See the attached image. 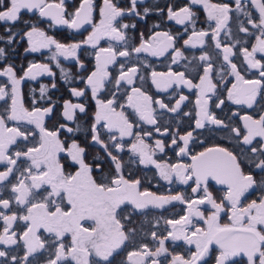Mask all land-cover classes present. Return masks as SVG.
<instances>
[{"label": "snow or ice", "instance_id": "6c2138e0", "mask_svg": "<svg viewBox=\"0 0 264 264\" xmlns=\"http://www.w3.org/2000/svg\"><path fill=\"white\" fill-rule=\"evenodd\" d=\"M71 2L67 0V4ZM139 2L129 0V7L125 8L119 6L120 0H101L99 5L96 0H80L78 7L69 11L66 0H0V22L6 24L14 26L21 21L22 13L37 12L40 18H49L54 25L67 26L76 31L85 29L86 25L91 26L92 30L84 40L72 43H61L48 35L37 26L38 21H23L30 25V30L22 35L13 32L12 28H5L9 44L19 36L20 39L27 38L29 48L25 49L26 52L51 50L50 59L60 68L66 81L70 73L60 67L59 58H73L81 69H85L78 52L89 45L98 49L94 70L81 77L86 80L85 87L90 89L96 101V111L87 129L90 135V141L85 140L87 147L77 138V133L81 132L77 113L87 115L84 104L64 101L60 117L65 123L57 122L51 128L46 120L53 118L55 105L38 107L33 98L31 110L24 106L21 84L25 79L35 80L45 74L54 76L48 64L30 62L21 76H17L11 64L0 69V77L7 78L6 82L0 83V101L6 104L10 101V105L0 111V164L5 165V170L0 171V195L5 191L11 193L10 199L0 198V222L3 224L0 245L6 249L7 246L22 244L25 249L22 257L9 256L7 250L0 249V258H8L12 264H33L29 258L46 248L40 236L43 229L52 235L47 245L52 251L46 264H113L121 250H126V257L120 264H162V260L163 264H207L206 258L214 253L215 264H237L234 258L240 256L246 257L247 264H264V194L245 203L250 190L259 187L264 193V178L257 180L242 166L251 164L264 173V112L258 117L240 116L241 127L226 124L210 110L212 96L217 93L214 73L220 80L225 75L234 77L235 82L227 89V99L237 105L252 108L257 96L264 90V0H234V8L228 3L189 0L186 6L167 8L168 20L185 25L186 31L191 26V35L183 41L184 46L204 48L206 41L211 39L221 59L214 61L207 51L193 58L204 65L198 83L188 79L184 71H173L171 66L167 72L152 70V83L157 89L165 91L174 85L197 89L195 128L203 129L210 124L220 130L227 129L242 145L248 146L247 151L252 157L250 159L244 152L237 155L229 148L217 145L191 154L190 163L172 164L155 158L157 152H164V141L156 140L154 145L149 144L147 141L153 133L136 130L137 126L129 120L124 109H133L140 121L156 126L154 131L159 133L161 128L157 126L153 105L176 113L188 98L180 95L174 107L154 100L142 89L145 77L139 74L141 66L125 68L124 64H120L119 74L115 77L109 71L119 57L130 58L133 53H149L153 57L170 54L171 64L187 59L177 47L179 37L168 31L152 32L147 38L140 33L139 45L131 43L134 37L129 33L136 28V24L125 23V18H146L154 10L145 7L141 12L137 7ZM193 5H203L208 21L214 22V26L209 24L210 32L197 30ZM252 9L258 13L257 17H254ZM155 10L163 11L158 7ZM233 12L239 14L236 33L229 26ZM241 15L245 19L241 20ZM97 16L98 22L94 19ZM239 33L254 36L255 43L245 46L247 41L239 39ZM4 38L0 37V40ZM102 40H108L109 46L100 47ZM121 48L123 50H119ZM5 55V49L0 47V57ZM241 57L242 68L233 62ZM187 67L185 64L186 70ZM251 70H258L260 78L246 79L241 74ZM137 79L141 81V86H136ZM109 84L116 91L111 98L99 99V94ZM51 87L55 88V83ZM122 88V96L117 95ZM47 91V85L41 86L42 99ZM70 91L77 98L86 95L85 89L72 88ZM223 104L224 100H219L215 106L220 108ZM8 122L15 124L10 127ZM68 122L74 126H69ZM101 129L107 131V140L101 138ZM62 133L71 135L62 138ZM164 133H168L167 128H164ZM125 138L131 139L126 141ZM192 139V131L184 135L177 132L172 136L171 144L179 149V156H188ZM18 140L30 142L32 146L13 150L14 146L19 148ZM254 142L257 144L254 145ZM96 146L101 152L92 156L89 163L88 148ZM126 152L130 160L135 157L140 165L155 166L159 175L168 182L175 178L188 185L192 181V195L186 198L183 193L166 196L142 190L139 178L126 177V162L122 159ZM62 157L68 166L75 168L74 171H66ZM210 180L225 186L219 200L209 190ZM173 202L183 203L185 214L178 219L164 220L167 226L165 234L158 235L156 231L144 234L155 241V248L148 243L137 244V229L127 227L133 222L132 213L146 215L151 209H164ZM13 205L17 207L14 209ZM127 206H131L132 212H126ZM21 207L23 214L18 215ZM222 217L227 222H222ZM161 219H155V224L159 225ZM17 221L23 222L19 233L16 230ZM200 223L203 227L199 226ZM69 237L70 243L66 245L64 240ZM168 241H183L194 246L195 250L190 251L187 257L173 254L166 246ZM129 247L131 250H127ZM5 264L8 262L5 261Z\"/></svg>", "mask_w": 264, "mask_h": 264}, {"label": "flooded vegetation", "instance_id": "af4514ba", "mask_svg": "<svg viewBox=\"0 0 264 264\" xmlns=\"http://www.w3.org/2000/svg\"><path fill=\"white\" fill-rule=\"evenodd\" d=\"M58 2V0H56ZM80 0H72L70 4H67L69 11H73L75 7H78ZM211 3H228L231 7H235L234 0H210ZM97 5L101 3V0H96ZM189 4V0H140L137 4L138 9L143 10V8L148 7L154 9L146 18L141 17H127L125 18V23H134L136 24V28L130 30V35L134 37L131 41L132 44L135 46L139 45L140 42V33H143L145 38H147L150 33L152 32H163L168 31L173 36H178L179 39L177 41V47L181 48L184 56L187 58L186 60H180L177 64H171L170 54H166L163 57H153L149 53H140L135 54L133 53L130 58L126 57H119L117 62L110 66L109 71L115 77L119 74V65L124 64L125 68L130 66H141L140 68V75L145 77V80L142 83V89L145 90L149 95L153 97L154 100H161L163 103L167 104L169 107H174L176 101L179 99L180 95L186 96L188 99L183 102L181 105L180 110L176 113L168 112L165 109H160L158 105H153L156 108V119L158 125L161 128V132L157 133L154 131L156 126L148 125L146 122L140 121L139 116L135 113V111L131 108L125 107L124 111L126 115H128L129 120L136 125V130L143 131H150L153 135L158 136L160 140L164 141L165 149L164 152H159L160 156L156 159L158 161L167 162V163H190V155L195 154L196 152L202 150L205 147L218 145L222 147H227L229 150L234 151L237 155H240L241 152H244L245 155L249 156L251 159V154L248 153L247 149L248 146L242 145L235 137L234 134H231L227 129L220 130L217 126L206 124L203 129H196L195 128V114L197 111L195 101L198 96L197 89H189L186 86H173L172 88L167 89L166 91L163 89H157L155 85L152 83L150 79V73L152 70L157 72H167L169 67L171 66L173 71H184L185 76L188 79H191L193 83L199 82V76L203 75V62L198 61V59H193L194 57L198 58L203 52L207 51L209 55L213 58L214 61L219 62L221 57L219 56V50L214 48L213 41L208 39L206 41V45L204 48L199 46L191 47V46H184L183 41L188 39L191 35V26L187 27V31L185 30V25H180L176 23L174 20L170 21L167 18V8L172 6L174 9L176 7H183ZM121 7H129V0H120ZM159 8L163 11H156V8ZM193 11L196 13V28L197 30H208L210 32L209 24L212 23L214 26V22H210L207 19V12L203 8V5H193ZM254 17L258 16V13L252 9ZM237 13L233 12L231 14L232 19L230 21L229 26L233 29V33H236V18ZM96 22H98V16L94 18ZM240 19H245L242 15ZM23 21L29 22H37V26L42 28L48 35L55 37L61 43H72V42H79L84 40L87 35L91 32V26L86 25L85 29H81L79 31L73 30L68 28L67 26L63 25H54L49 18H40L37 12L22 13L21 21L19 22L22 26L19 27L16 33H20L21 35L23 32L30 30V25L23 23ZM51 25V26H50ZM158 25V27H157ZM251 31H255L251 29V26H248ZM223 37V34H222ZM238 38L241 40L247 41L245 46H250L251 44L255 43L254 36H249L243 33L238 34ZM222 42L223 39H222ZM108 40H102L100 42V47H108L109 46ZM6 50L7 52L4 58L0 61L4 64V67L7 64H11L18 76L23 74V71L27 69L29 63H38V64H48L55 74L54 76H49L47 74L38 76L35 80L33 79H25L21 84V91L23 94L24 104L28 108H32L33 106V98H35L36 106L38 107H48L55 105L53 118L46 121L48 127L51 128L53 124L57 122L65 123V121L60 117V112L62 111V105L64 101H71L72 103H82L87 108V115L77 113V123L86 126L89 124V127L92 123V116L94 114V108L96 106V101L91 95L90 89H86V80L81 79V77H86L92 70L95 68V52L98 49L93 47L84 46L79 52V60L83 62L85 65V69H81L78 66V63L73 58L65 59L64 57H60V67L64 68L65 71L69 72V78L66 81L60 71V68L56 66L55 62L50 59L51 50L49 49H41L38 52H31L25 51V49L29 48V44L27 42V38L20 39L19 36L17 39L9 44L6 42ZM239 47V45H238ZM123 50V48L119 49ZM130 50V49H129ZM171 53V50H170ZM259 58V57H258ZM235 63L238 64V67H243L242 57L240 59H234ZM185 64L188 65L187 70L185 69ZM150 65V67H148ZM22 66V67H21ZM215 66V65H214ZM242 75H245L246 79H259L258 70H251L246 74L242 71ZM214 82H217V93L216 95L212 96L210 101V110L214 112L218 119H223L226 124H231L233 126H241L242 121L239 119L240 116L245 114L257 116L258 114L264 112V90L261 91L260 95L257 96L256 101L252 108H248L246 105H237L233 101L227 99V89L231 88L232 83L235 82L234 77L225 75L223 80H220V77L214 73L213 76ZM7 81V78L4 77L0 83H4ZM55 83L56 87L52 88L51 85ZM43 85L48 86V91L45 94V97L42 99L40 95V88ZM136 86H141V81L137 79ZM85 89L86 95L83 97H74L71 94L70 89ZM116 90L112 87L111 84L106 85L105 90L99 94V99H108L111 98V94ZM124 89L122 88L117 95L122 96ZM50 98V99H49ZM219 100H224V104L221 105L220 108H217L215 105L218 103ZM124 100L121 99V103ZM10 105V101L5 103V101H0V111H2L5 107ZM119 110V109H118ZM187 113L188 115H185ZM83 115V116H81ZM69 126H74L71 122H68ZM9 126H14L15 122H8ZM19 126V125H15ZM31 128L32 126H28ZM88 127V128H89ZM141 128V129H140ZM164 128L168 129V133H164ZM23 130V127H22ZM188 131H192L193 139L189 144V155L188 156H179L178 152L179 149L171 144V138L177 132L180 135L186 134ZM102 136L108 135L107 131L101 129ZM63 134V133H62ZM71 135V134H65ZM65 138V137H63ZM77 138L82 141V145L87 147L85 140H89L90 135L88 131L79 132L77 133ZM102 139L107 140V137H101ZM128 141V138H125ZM259 141V138H257ZM19 148L13 147V150H23L25 148L24 144H27L28 147L32 145L30 142L27 141H20L18 140ZM178 143L182 146V142L178 140ZM257 142H254V145ZM90 148V147H89ZM90 153L87 161L91 163V157L94 156L96 153H100L101 149L99 147L98 151L92 152L88 149ZM95 153V154H94ZM92 154V155H91ZM128 154L127 152L125 153ZM123 159V156H122ZM178 161V162H176ZM62 163L66 165V171L72 172L75 170L74 167L68 166L67 161L62 157ZM20 164V161L18 162ZM26 166V165H22ZM136 166L142 168L140 171H143L144 168L147 170H152L156 172L158 179L154 180V177H147V180H143L141 177H137L141 180V184L144 188L151 191L159 192L160 195H176L183 193L186 198L191 196L190 187L194 186L192 181H189L188 185H184L180 183L175 178L172 182H168L164 180L160 175L159 171L153 165H140L136 162ZM246 173L251 172L257 180L264 178V173H262L259 169H256L251 164H244L242 165ZM15 182L14 180L12 181ZM209 190L212 191L213 195L217 197L219 200L220 196H222L225 186L218 185L213 181H209ZM262 193L258 188L254 190H250L249 194L247 195V200L245 203L250 202L253 199H258ZM202 195V193H201ZM0 198L3 199H10L11 193L5 191ZM63 206V205H62ZM14 209L17 207L13 205ZM128 210L132 212L131 206H127ZM186 212V206L181 202H173L172 204L166 205L164 209L160 211V218L161 222L159 225L155 224L153 221V225L149 228H145L141 232H137L136 243H148L150 247L155 248L156 243L153 241L149 236H145V233H150L151 231H156L158 235L165 234V228L167 227L163 221L167 219H178L181 215H184ZM10 214V213H6ZM23 214L22 207L18 212V215ZM208 214L207 212L205 213ZM131 226H136L137 222L140 220V215L133 213L132 214ZM123 222V221H122ZM222 222H227L226 218L222 217ZM129 226V225H127ZM199 226L203 227V224L200 223ZM3 224L0 222V229H2ZM23 229V222L17 221L16 230L19 233ZM147 230V231H146ZM46 231L41 229L40 233ZM70 243V240H69ZM166 246L169 248V251L173 254H181L185 257L188 256L190 251H194V246H189L183 241H177L175 243L168 241ZM215 248V246H213ZM14 248H16L14 246ZM127 250H131L129 247ZM13 255L12 253L9 256ZM215 253L213 254V256ZM213 256H209L206 258L207 264H215V260ZM126 257V250H121L119 255H116L113 261V264H120V262L125 259ZM237 261V264H247L246 257L240 256L234 258ZM70 264H74V262H70ZM163 264V260H162Z\"/></svg>", "mask_w": 264, "mask_h": 264}, {"label": "trees", "instance_id": "16d2710c", "mask_svg": "<svg viewBox=\"0 0 264 264\" xmlns=\"http://www.w3.org/2000/svg\"><path fill=\"white\" fill-rule=\"evenodd\" d=\"M20 26H22V25L19 22H17L14 26L10 23L6 24L4 22H0V37H5L4 39L0 40V47H3L5 49V52H7V50H6L7 33L5 32V28H12L13 32H17ZM3 58L4 57H0V61ZM3 78L4 77H0V81H2ZM81 116H83V115H81ZM80 126H81V131L85 132V131H87L89 124H86V126H85L81 123ZM101 137L104 138L107 136L101 135ZM24 145L27 146V144H24ZM123 160L126 162L125 167H126V177L127 178L134 179L137 177H141L143 180H147V177H154V180L158 179L156 172H154L150 169L147 170V168L146 169L144 168L143 171H140L142 168H139L138 166H136V158L135 157H132V159L130 160L129 154H127V155L123 154ZM160 211H161V209H151V210H149V212L146 215H140V220L137 222L136 226H134V225L131 226V224H129V226H127V227L136 228L137 232H141V230L143 231L145 228H148V227L150 228L153 225V221H155V219L160 218V215H161ZM126 212H131L128 210V207L126 208ZM40 236H41V239L45 241L46 248L40 250V252L34 254L32 257L29 258L30 261L33 262V264H46V260L49 256L50 252L52 251V249L47 247L48 242L52 239V235L47 233V232L46 233L43 232V233H40ZM14 246L16 248H14ZM0 249H5V246L0 245ZM5 250H7L9 252V254L12 253L13 255H16L18 257H22L25 254V249L23 248L22 244L7 246V248ZM5 261H7L8 264H12V262L8 258H0V264H5Z\"/></svg>", "mask_w": 264, "mask_h": 264}, {"label": "rangeland", "instance_id": "374dc122", "mask_svg": "<svg viewBox=\"0 0 264 264\" xmlns=\"http://www.w3.org/2000/svg\"><path fill=\"white\" fill-rule=\"evenodd\" d=\"M4 64H6V63L0 62V69L4 68ZM17 76H18V75H17ZM122 100H123V99H122ZM24 106L27 107L25 104H24ZM27 108H28V107H27ZM29 110H31V108H29ZM93 111H94V112L96 111V106H95V108H94ZM46 121H47V120H46ZM59 123H60V122H59ZM140 129H141V128H140ZM138 130H139V129H138ZM63 137H65V134H62V138H63ZM130 139H131V138H128V141H130ZM156 140H160V139L158 138V136H156V135H152V137L149 138L147 142H148L149 144H151V145H154ZM89 141H90V138H89ZM81 143H82V141H81ZM88 149H90V151H91L92 154H93V152L99 150V146H96V147H90V148H88ZM92 154H91V155H92ZM156 156H157V157L160 156L159 152H157ZM155 158H156V157H155ZM18 162H19V161H18ZM161 162H162V161H161ZM176 162H178V161H176ZM3 170H5V165H4V164H0V171H3ZM158 171H159V170H158ZM130 179H131V178H130ZM141 187H142V190H145V189H146V188L143 187L142 184H141ZM146 190H147V189H146ZM148 191H151V190H148ZM151 192H154V193H156L157 195H160L159 192H156V191H151ZM69 240H70V237H69V238H65L64 243H65L66 245L69 244Z\"/></svg>", "mask_w": 264, "mask_h": 264}, {"label": "water", "instance_id": "95a60500", "mask_svg": "<svg viewBox=\"0 0 264 264\" xmlns=\"http://www.w3.org/2000/svg\"><path fill=\"white\" fill-rule=\"evenodd\" d=\"M213 146H217V145H213ZM213 146H208V147H213ZM208 147H206V148H208ZM222 147V146H221ZM205 149V148H204ZM204 149H202V150H200V151H203ZM200 151H198V152H200ZM197 153V152H196ZM213 182H215V181H213ZM216 183V182H215Z\"/></svg>", "mask_w": 264, "mask_h": 264}]
</instances>
